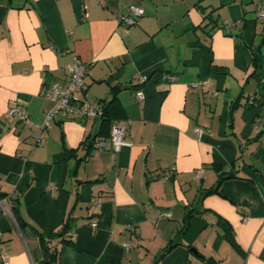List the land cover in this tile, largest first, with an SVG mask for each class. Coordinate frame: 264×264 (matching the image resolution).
I'll return each instance as SVG.
<instances>
[{
	"label": "crops",
	"instance_id": "0c3cea01",
	"mask_svg": "<svg viewBox=\"0 0 264 264\" xmlns=\"http://www.w3.org/2000/svg\"><path fill=\"white\" fill-rule=\"evenodd\" d=\"M130 4L144 13L127 25L119 16ZM259 6L264 0H0V264L44 258L38 236L18 225L16 199L44 233L72 212L75 239L59 243L50 264H264ZM74 56L89 64L78 96L102 104L116 91L129 121L119 151L95 146L98 117L58 113L40 129L51 104L43 88L67 80ZM13 105L33 125L8 116ZM219 170L233 176L215 188Z\"/></svg>",
	"mask_w": 264,
	"mask_h": 264
},
{
	"label": "built area",
	"instance_id": "2783aa9c",
	"mask_svg": "<svg viewBox=\"0 0 264 264\" xmlns=\"http://www.w3.org/2000/svg\"><path fill=\"white\" fill-rule=\"evenodd\" d=\"M144 13V9L137 4H130L127 6L126 11L121 13L119 20L127 25H131L136 22V18ZM256 16L259 19H264V7L259 6L256 11ZM226 29L230 30L233 23L230 21L225 22ZM89 64L81 61L78 57L74 56L73 60L66 64L64 67L68 78L65 82H52L45 84L42 95L48 101H50V106L46 108L44 113V120L40 126L43 131L47 128L51 120L58 113H63L67 117L74 119H85L89 117L101 118L103 115V106L100 103L92 104L86 98L80 97L77 93H84L87 90L88 84L85 80V76L88 73ZM170 80H174L175 77L172 75H167ZM147 78L146 75H140L139 81L143 82ZM137 99H143L144 93L141 89L136 90ZM7 115L15 117L16 119L33 125L30 121L27 112L20 108L18 105H13L8 108ZM127 119H121L114 122L110 129V134L108 139L105 136H100L97 138L95 146L101 148L105 146L106 142L109 141L112 149L114 151H119L122 146L128 145L127 140ZM258 127V126H257ZM42 134L37 138V142L40 143ZM173 170V168L171 169ZM171 170L164 171L163 178H169ZM201 170L196 171V176L200 175ZM168 215L167 212H161L160 217ZM93 225H96L94 222ZM1 239V231H0ZM129 247V244H126ZM7 263V260H3Z\"/></svg>",
	"mask_w": 264,
	"mask_h": 264
},
{
	"label": "trees",
	"instance_id": "16d2710c",
	"mask_svg": "<svg viewBox=\"0 0 264 264\" xmlns=\"http://www.w3.org/2000/svg\"><path fill=\"white\" fill-rule=\"evenodd\" d=\"M253 65L255 69H257V67L259 66V57L255 51H253ZM102 106L103 108L106 109V113L105 115L103 114L101 116V125L98 135L101 134L106 137L109 136L110 134V129L112 124L114 122L123 119L122 112L120 109V103L116 95V91H114V94L111 99L102 103ZM83 145L86 146L87 150L89 151L94 144L92 140L88 141V137H87L83 141ZM223 173L224 171L219 170V178L217 180L215 188L218 186L221 180L233 176L232 172L226 173L224 175ZM15 202L16 204L13 206V211L19 227L22 229L23 232L26 229L30 228L38 236L44 251V258L42 259L41 264H50L55 260L56 254L59 252L57 249V245L59 243H68L74 241L75 239L73 234V225H72L74 216L72 215V212L69 211V213L67 214V216L65 217V219L62 221L61 225L57 229L49 233H44L42 231H37L36 229H34L35 227L30 225L22 217V215L20 214V209L18 208L19 201L16 199Z\"/></svg>",
	"mask_w": 264,
	"mask_h": 264
},
{
	"label": "water",
	"instance_id": "95a60500",
	"mask_svg": "<svg viewBox=\"0 0 264 264\" xmlns=\"http://www.w3.org/2000/svg\"><path fill=\"white\" fill-rule=\"evenodd\" d=\"M105 113H106V109H105V108H103V114L105 115Z\"/></svg>",
	"mask_w": 264,
	"mask_h": 264
}]
</instances>
